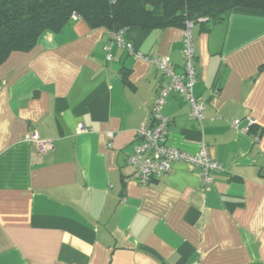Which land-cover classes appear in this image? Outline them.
I'll use <instances>...</instances> for the list:
<instances>
[{
	"label": "crops",
	"instance_id": "crops-1",
	"mask_svg": "<svg viewBox=\"0 0 264 264\" xmlns=\"http://www.w3.org/2000/svg\"><path fill=\"white\" fill-rule=\"evenodd\" d=\"M191 34L203 120L175 92L162 113L168 144L195 153L204 142L221 164L206 184L180 160L146 185L133 177L127 156L167 78L115 42L106 59V28L76 17L9 53L0 64V264H264V9L235 7ZM183 37L182 26L124 32L177 73ZM234 118L256 123L243 132ZM33 131L53 148L39 153L26 139Z\"/></svg>",
	"mask_w": 264,
	"mask_h": 264
},
{
	"label": "trees",
	"instance_id": "trees-1",
	"mask_svg": "<svg viewBox=\"0 0 264 264\" xmlns=\"http://www.w3.org/2000/svg\"><path fill=\"white\" fill-rule=\"evenodd\" d=\"M235 7L264 9V0H0V64L12 51L30 50L43 30L61 31L74 15L109 34L131 26L184 27L187 19L207 28Z\"/></svg>",
	"mask_w": 264,
	"mask_h": 264
},
{
	"label": "built area",
	"instance_id": "built-area-1",
	"mask_svg": "<svg viewBox=\"0 0 264 264\" xmlns=\"http://www.w3.org/2000/svg\"><path fill=\"white\" fill-rule=\"evenodd\" d=\"M74 18L77 16L74 15ZM204 20V18L199 19ZM194 21L187 19L184 24L183 37V71L177 73L172 63L166 57L151 55L148 56L136 50L132 43L124 39L125 29H119L109 33V43L104 45L106 59L111 58L110 45L112 42L119 44L123 49L134 57L146 60L153 64L157 70L167 78V82L161 85L154 94L149 106L148 118L142 122L136 131L135 142L132 151L127 156V163L133 167V177L142 185H146L153 179L160 177L171 169L174 161H185L198 168L203 182L209 183L210 173L214 170L222 169L221 164L212 158L208 152L206 143L202 142L198 152L191 153L180 150L167 143L168 119L162 113V107L169 93L175 92L182 96L190 107V114L197 121L203 120L204 102L195 96L193 85L196 81L195 73V46L191 34ZM232 125L243 132L250 131L256 123L254 118H248L247 124L240 126V120L234 118ZM109 142L112 146V132H108ZM26 139L35 146L39 153H44L53 148L52 139L40 138L36 132L26 136ZM253 140H259V135H253Z\"/></svg>",
	"mask_w": 264,
	"mask_h": 264
}]
</instances>
